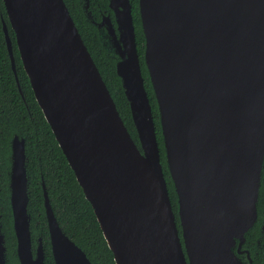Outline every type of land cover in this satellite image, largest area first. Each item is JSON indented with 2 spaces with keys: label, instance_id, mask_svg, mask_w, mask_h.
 Wrapping results in <instances>:
<instances>
[{
  "label": "water",
  "instance_id": "water-1",
  "mask_svg": "<svg viewBox=\"0 0 264 264\" xmlns=\"http://www.w3.org/2000/svg\"><path fill=\"white\" fill-rule=\"evenodd\" d=\"M108 2L116 27L109 15L95 25L117 57L116 73L139 147L64 0H3L35 100L115 264H243V253L252 264L242 247L257 222L264 168V0H138L144 64L157 103L180 233L131 4ZM2 29L18 84L5 22ZM9 160L16 258L19 264H45L40 240L32 250L25 141L17 134ZM42 189L54 264H91L60 228L43 182ZM5 249L0 233V264H6Z\"/></svg>",
  "mask_w": 264,
  "mask_h": 264
},
{
  "label": "trees",
  "instance_id": "trees-1",
  "mask_svg": "<svg viewBox=\"0 0 264 264\" xmlns=\"http://www.w3.org/2000/svg\"><path fill=\"white\" fill-rule=\"evenodd\" d=\"M135 32V43L139 55L144 86L148 95L156 137L159 144L160 161L168 188L176 224L181 232L178 218L177 197L165 163L157 103L144 64V35L141 29L138 0H129ZM64 3L89 51L116 109L133 141L139 147L137 132L131 117L129 103L124 95L121 80L116 73L117 57L104 45L99 29L95 25L102 17L113 14L108 0H64ZM90 13L91 19L87 14ZM2 22L8 28L16 62V74L24 101L18 91L14 73L10 67ZM17 134L25 141L26 175L28 179V213L32 246L40 238L44 251V263L54 264L47 220L44 208L42 182L54 216L63 233L87 256L91 264H115L113 254L103 237L93 209L85 199L65 156L38 106L26 75L10 28L3 0H0V212L9 264H19L15 255L16 238L12 228V213L9 203L8 172L10 169L11 140ZM257 222L246 235L242 250H246L252 264H264V168L261 173L257 202ZM240 258L249 264L246 255Z\"/></svg>",
  "mask_w": 264,
  "mask_h": 264
},
{
  "label": "flooded vegetation",
  "instance_id": "flooded-vegetation-1",
  "mask_svg": "<svg viewBox=\"0 0 264 264\" xmlns=\"http://www.w3.org/2000/svg\"><path fill=\"white\" fill-rule=\"evenodd\" d=\"M85 9L87 10L88 9V0H86V5H85ZM113 14V13H112ZM107 16V15H106ZM109 17H110V15H109ZM111 18V17H110ZM111 21H112V18H111ZM112 24H113V27L115 28L116 27V24H115V21H114V18H113V21H112ZM106 41H107V38L105 39ZM9 60H10V58H9ZM10 67H11V62H10ZM15 70H16V62H15ZM17 75V74H16ZM14 78H15V76H14ZM15 81H16V79H15ZM17 81H18V78H17ZM16 85H17V87L19 86V82H18V84H17V82H16ZM19 88H20V86H19ZM20 90H21V88H20ZM18 91H19V89H18ZM22 92V91H21ZM20 93V92H19ZM21 95V94H20ZM22 96H23V93H22ZM21 96V97H22ZM22 99H23V101H24V96L22 97ZM10 203V202H9ZM1 207V206H0ZM0 233L3 235V237H4V245H5V248H6V237H5V233H4V231H3V222H2V214H1V212H0ZM40 240V242H41V239L38 237V238H36L35 240H34V247L32 246V250H33V253H35V250H36V246H37V243H38V241ZM31 243H32V239H31ZM41 244H42V242H41ZM243 254H245V253H243ZM241 256V255H240ZM5 260H6V264H9V261H8V253H7V248L5 249Z\"/></svg>",
  "mask_w": 264,
  "mask_h": 264
},
{
  "label": "rangeland",
  "instance_id": "rangeland-1",
  "mask_svg": "<svg viewBox=\"0 0 264 264\" xmlns=\"http://www.w3.org/2000/svg\"><path fill=\"white\" fill-rule=\"evenodd\" d=\"M111 46V44H109Z\"/></svg>",
  "mask_w": 264,
  "mask_h": 264
}]
</instances>
